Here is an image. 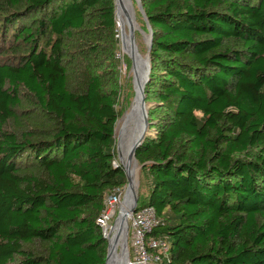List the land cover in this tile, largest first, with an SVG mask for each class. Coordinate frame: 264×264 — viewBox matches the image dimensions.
<instances>
[{"label": "trees", "instance_id": "obj_1", "mask_svg": "<svg viewBox=\"0 0 264 264\" xmlns=\"http://www.w3.org/2000/svg\"><path fill=\"white\" fill-rule=\"evenodd\" d=\"M140 3L159 264H264V0ZM116 35L114 0H0V264H105Z\"/></svg>", "mask_w": 264, "mask_h": 264}, {"label": "rangeland", "instance_id": "obj_2", "mask_svg": "<svg viewBox=\"0 0 264 264\" xmlns=\"http://www.w3.org/2000/svg\"><path fill=\"white\" fill-rule=\"evenodd\" d=\"M129 4L131 6L135 21L138 26V31L134 32V38L133 36L132 39L135 43V46L137 48V52L139 53L141 60L147 59L148 66H147V79L145 83L143 84V91H142V97H143V105L146 109V114L144 117L145 120V128H146V135L143 139V141H146L148 139H155L157 134H156V126H154V123L150 122V117L152 115V112L154 111L155 107H157L156 103L153 102V100H148L147 99V88L150 84V73H151V61H150V50H149V43L146 40V37L149 36L152 33L153 37V32L149 26V22L145 16V13L142 10L139 9L137 1L136 0H128ZM119 20H116V38L118 39V45L117 49L115 52V60L117 64V76H118V103L116 110L118 112V120L116 123L115 127V164L123 166V160L125 158V155L127 157L128 153V138L130 136V133L127 132V130L123 131L122 134H120L121 129H122V124L124 117L126 114L130 111L132 105L137 101V93L136 91L138 90L139 83H137V71H136V65L134 64L130 53L126 49L124 43L122 42V35H121V26H123V30L126 34L127 37H129L130 33L128 30L129 24L126 19V16L122 10L120 9V16ZM132 35V33H131ZM152 45V43H151ZM151 96V94H150ZM153 97V96H152ZM199 115V114H197ZM131 128V126H130ZM127 159V158H126ZM123 163V164H122ZM138 163V162H137ZM140 166V172H139V179H138V185L135 190V195L137 196L138 204L146 199L148 189L150 187V176L147 172H142L141 165L138 163ZM125 193L126 194V186L124 187ZM124 196L122 198V203L124 202ZM121 205L118 207L116 214L113 218L112 221V228L115 226L116 220L119 216L120 213V208ZM112 234V233H111ZM109 234V237L111 236ZM128 239H127V254H128ZM121 264H124V260L121 262Z\"/></svg>", "mask_w": 264, "mask_h": 264}, {"label": "built area", "instance_id": "obj_3", "mask_svg": "<svg viewBox=\"0 0 264 264\" xmlns=\"http://www.w3.org/2000/svg\"><path fill=\"white\" fill-rule=\"evenodd\" d=\"M124 188L112 191L104 199V211L97 219L103 235L109 236L112 221L122 203ZM162 224L151 206L140 207L128 218V264H159L169 256V242L153 231Z\"/></svg>", "mask_w": 264, "mask_h": 264}, {"label": "bare ground", "instance_id": "obj_4", "mask_svg": "<svg viewBox=\"0 0 264 264\" xmlns=\"http://www.w3.org/2000/svg\"><path fill=\"white\" fill-rule=\"evenodd\" d=\"M122 8L126 19L128 21L129 27V37L126 36L124 30H123V26L120 24L121 26V30H122V42L124 43L126 49L128 50V52L131 55V58L134 62V64L136 65V71H137V83H139V87L138 90L136 91L137 93V101L132 105L130 111L126 114V116L124 117L123 120V126L121 129V135L123 136L122 132L127 130V132L130 133V136L128 138V153H127V157L125 155V158L123 160L124 163V167L127 170V174H128V178L129 181L131 183V186L133 187L134 190H136L137 185L139 184L138 179H139V171H140V166L138 165V163L130 157V149L132 146V143L134 142V140H136L138 137H140L143 132H144V128H145V114H146V109L144 107V105L142 104V102L140 101V96L142 95V89H143V84H144V78L146 75V70H147V62L146 59L141 60V57L139 55V53L137 52V48L135 46V43L132 39L131 36L134 35L136 31H138V26L137 23L135 21L131 6L129 4L128 0H120V5H119V11H118V16H117V21L119 20V16H120V9ZM132 33V35H131ZM147 42L149 43V36L146 37ZM131 126V128H130ZM127 158V159H126ZM122 163V164H123ZM127 198L125 200V202L121 205L120 208V213L119 216L121 217L127 210L126 208V204H127ZM119 225L118 223L115 224V226L113 227L112 231H111V236L110 241H111V247H110V254H109V259H108V264H121V262L124 260V264H125V258H126V254L127 251L124 249V245H123V239L119 240V242L115 243V236L117 234ZM114 235V236H113ZM127 248V247H126ZM128 255V254H127Z\"/></svg>", "mask_w": 264, "mask_h": 264}, {"label": "water", "instance_id": "obj_5", "mask_svg": "<svg viewBox=\"0 0 264 264\" xmlns=\"http://www.w3.org/2000/svg\"><path fill=\"white\" fill-rule=\"evenodd\" d=\"M136 1H137L139 9L142 10V6H141V3H140V0H136ZM114 2H115V17H116V20H117L120 0H114ZM121 34H122V30H121ZM151 43H152V33L150 34V37H149V45H148L149 50L151 49ZM146 62H147V59H146ZM147 66H148V62H147ZM146 79H147V73H146L145 78H144V83H145ZM139 98H140V101L143 102L142 95ZM145 135H146V128H144L143 134L140 137H138L136 140H134V142L132 143V146H131V149H130V157L133 158L135 161H136L135 152H136L137 148L143 142V139H144ZM141 167H142V165H141ZM123 169L125 171L126 180H127L126 194L124 196V202H125L126 198L128 199L127 200V204H126L127 210L121 217L118 216V218L116 220L115 224L118 223L119 228H118L117 234L115 236V241L114 242L117 243V242H119V240L123 239L124 249L127 251L126 247H127V239H128V218L132 214H134L139 209V207H138L137 196L135 195V190L131 186V183H130L129 178H128L127 170H126V168L124 166H123ZM104 238L107 240V256H106L105 264H108V259H109V254H110V247H111V241H110L109 236H106V237L104 236ZM125 259H126L125 260V264H128V255L127 254H126V258Z\"/></svg>", "mask_w": 264, "mask_h": 264}]
</instances>
